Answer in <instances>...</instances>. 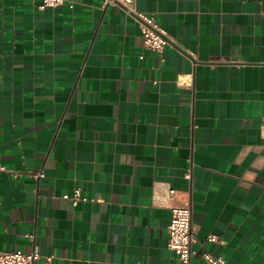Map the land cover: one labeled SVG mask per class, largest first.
Returning <instances> with one entry per match:
<instances>
[{
    "label": "crops",
    "instance_id": "obj_1",
    "mask_svg": "<svg viewBox=\"0 0 264 264\" xmlns=\"http://www.w3.org/2000/svg\"><path fill=\"white\" fill-rule=\"evenodd\" d=\"M105 1L0 0V250L177 264L189 202L191 264H264V0Z\"/></svg>",
    "mask_w": 264,
    "mask_h": 264
},
{
    "label": "built area",
    "instance_id": "obj_2",
    "mask_svg": "<svg viewBox=\"0 0 264 264\" xmlns=\"http://www.w3.org/2000/svg\"><path fill=\"white\" fill-rule=\"evenodd\" d=\"M66 2L73 7L77 0H40L38 6L39 8H55ZM105 2L106 4L120 3L128 9L133 10L135 0H106ZM136 14L141 20L144 45L153 50L161 51L168 43L166 32L151 16L142 12H136ZM0 169H4L1 163ZM166 190L168 200L173 199L178 191L171 186H167ZM64 197L69 198L68 195H65ZM70 198L73 201L79 200L80 190L77 189L74 195ZM170 209L171 218L168 224L167 247L175 252L178 259L177 264H191L192 245L196 240V235L192 227V208L189 202H185L182 204L173 203L170 205ZM207 239L210 242H221V239L214 234H210ZM39 255V250L37 248L31 252H23L21 250H0V264H35ZM202 258L207 264H230L222 255H216L207 249L204 250Z\"/></svg>",
    "mask_w": 264,
    "mask_h": 264
}]
</instances>
